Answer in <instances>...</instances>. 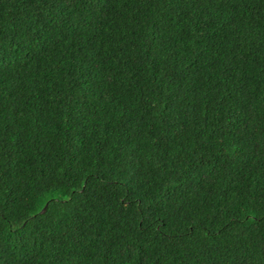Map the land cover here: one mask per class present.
<instances>
[{
  "label": "trees",
  "instance_id": "trees-1",
  "mask_svg": "<svg viewBox=\"0 0 264 264\" xmlns=\"http://www.w3.org/2000/svg\"><path fill=\"white\" fill-rule=\"evenodd\" d=\"M0 264H264V0H0Z\"/></svg>",
  "mask_w": 264,
  "mask_h": 264
},
{
  "label": "water",
  "instance_id": "water-1",
  "mask_svg": "<svg viewBox=\"0 0 264 264\" xmlns=\"http://www.w3.org/2000/svg\"><path fill=\"white\" fill-rule=\"evenodd\" d=\"M45 207L42 208L41 212L44 210Z\"/></svg>",
  "mask_w": 264,
  "mask_h": 264
}]
</instances>
